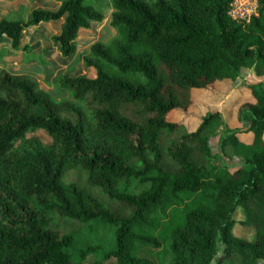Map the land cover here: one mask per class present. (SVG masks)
I'll list each match as a JSON object with an SVG mask.
<instances>
[{
  "label": "trees",
  "instance_id": "16d2710c",
  "mask_svg": "<svg viewBox=\"0 0 264 264\" xmlns=\"http://www.w3.org/2000/svg\"><path fill=\"white\" fill-rule=\"evenodd\" d=\"M102 1L2 20L0 46L64 18L53 41L71 59ZM110 1L115 35L81 57L94 78L57 80L70 99L0 71V264H264V81L220 142L245 155L239 166L213 165L219 112L194 131L169 119L244 70L264 78V0L247 24L229 16L233 0ZM78 172L82 184L66 179Z\"/></svg>",
  "mask_w": 264,
  "mask_h": 264
},
{
  "label": "rangeland",
  "instance_id": "374dc122",
  "mask_svg": "<svg viewBox=\"0 0 264 264\" xmlns=\"http://www.w3.org/2000/svg\"><path fill=\"white\" fill-rule=\"evenodd\" d=\"M35 0H28L29 4H33ZM65 0H55L58 5H61ZM104 0L102 1L103 4ZM28 5H25L20 11H15L12 13V16L24 17L27 19L28 14ZM97 9L99 6H96ZM103 12L106 13V10L103 9ZM17 17H12L11 19H15ZM11 21L10 19H4ZM16 20V19H15ZM96 36H93L91 32L86 31L87 36L91 39H88L87 42H93L98 40L106 41L108 37H111L114 33L110 28V17L107 16L104 23L101 26H98L96 29ZM84 37H87L85 34ZM82 34L81 37L83 38ZM2 47V48H1ZM0 47V65L5 63H17L18 62V52L17 49L9 48L8 43L3 40ZM15 51V52H14ZM77 51V45H76ZM22 61L29 65L32 61H38L39 66L42 63L41 57L44 55L35 54L32 47L27 46L25 51L23 52ZM81 59L79 63H77V67L74 68L73 75L75 77H89L94 78V71L85 67V65L81 64ZM4 70L8 71L7 68ZM14 73H20V70ZM25 73V72H22ZM38 80L40 78H44L41 80L42 87L47 90L55 99L57 100H66L70 99L71 95L64 89L57 88V80L58 78L55 76V73L50 75H44L43 77H36ZM241 80V81H240ZM238 82L231 83H217L211 86L209 89L204 91H197L194 93V101L187 112L178 111L173 113L170 116V121L172 122H182L184 123L188 130L194 131L201 122V119L209 112H219L224 118V124L217 125L214 128L212 139L209 143V148L213 154H218L216 160L213 162V165L218 168H234L244 163L245 155L235 151L232 147L227 146L222 153L220 152V142L226 135L227 127L231 129L240 128L237 123L236 112L238 107L242 104L241 102L252 100L251 94L248 92V86L257 84L260 81H264V78H259L254 69L244 70L242 72V76ZM43 140H45L44 134L41 132L38 134ZM249 140V138H247ZM246 140V141H247ZM249 169V167H247ZM67 180H73L79 183H83L86 179V174L83 172H78L72 174L66 178ZM244 213L239 210L236 215L237 224L238 222L244 220ZM241 226V225H238ZM239 228V227H238ZM245 235V234H244ZM250 238V235L247 236V239Z\"/></svg>",
  "mask_w": 264,
  "mask_h": 264
},
{
  "label": "crops",
  "instance_id": "0c3cea01",
  "mask_svg": "<svg viewBox=\"0 0 264 264\" xmlns=\"http://www.w3.org/2000/svg\"><path fill=\"white\" fill-rule=\"evenodd\" d=\"M25 5H28V14L27 19L22 21V18L19 16H12V13L15 11H20ZM61 5H58L55 0H35L33 4H29L28 0H0V22L4 19H10L11 21H22V22H29L32 18V12L34 10H47L50 12H56ZM103 9L106 10V13L103 12ZM102 12L104 13L105 19L107 16L110 17L113 13V8L111 6L110 0H104L102 4ZM12 17H17L15 19H11ZM104 19V21H105ZM104 21L102 23H104ZM65 19H61L59 21H50V22H42L34 27H30L23 31L22 33V41L21 46L16 50L18 54V62L17 63H5L0 65V71L4 70L5 68L14 75H29L37 82L41 84V80L45 74L50 75L55 73V76L59 78L62 74L71 73L73 75L74 68L77 67V63L82 56H86L90 53L91 46L98 41L96 40L93 42H87L88 39H91L90 36L88 37L86 31H90L93 36H96V29L98 26H101L102 23H94L91 22L88 29H82L79 32L78 40H77V51L73 58L65 60L63 57L60 47L56 45L53 41L54 38L58 37L64 26ZM111 28V26H110ZM112 29V28H111ZM113 35H115V31L112 29ZM85 34L87 37H81ZM111 36V37H112ZM110 37H108L109 39ZM8 43L9 48L12 47L11 40L5 38L3 39ZM107 41V40H106ZM101 41V42H106ZM3 42V41H2ZM29 46L32 47L35 54L44 55L41 57L42 63L39 66L38 61H32L29 65H26L22 61L23 52L25 48ZM1 47V46H0ZM2 48V47H1ZM13 49V48H12ZM15 52V51H14ZM82 65L83 62H81ZM20 70V73H14ZM25 72V73H22ZM74 76V75H73ZM36 77H39L38 80ZM42 85V84H41Z\"/></svg>",
  "mask_w": 264,
  "mask_h": 264
},
{
  "label": "built area",
  "instance_id": "2783aa9c",
  "mask_svg": "<svg viewBox=\"0 0 264 264\" xmlns=\"http://www.w3.org/2000/svg\"><path fill=\"white\" fill-rule=\"evenodd\" d=\"M258 0H233L229 16L241 24L251 21L257 12Z\"/></svg>",
  "mask_w": 264,
  "mask_h": 264
}]
</instances>
